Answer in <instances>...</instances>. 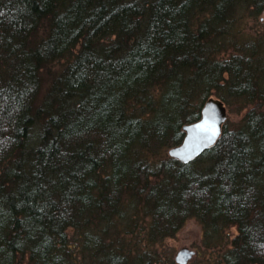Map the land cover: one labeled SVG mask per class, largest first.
Wrapping results in <instances>:
<instances>
[{
  "label": "trees",
  "instance_id": "16d2710c",
  "mask_svg": "<svg viewBox=\"0 0 264 264\" xmlns=\"http://www.w3.org/2000/svg\"><path fill=\"white\" fill-rule=\"evenodd\" d=\"M263 9L0 0V264H169L189 218L215 264H264ZM211 95L238 122L164 156Z\"/></svg>",
  "mask_w": 264,
  "mask_h": 264
},
{
  "label": "water",
  "instance_id": "95a60500",
  "mask_svg": "<svg viewBox=\"0 0 264 264\" xmlns=\"http://www.w3.org/2000/svg\"><path fill=\"white\" fill-rule=\"evenodd\" d=\"M264 15V10H263ZM226 119V109L218 98L209 97L201 107L197 120L183 125L185 132L182 141L168 149V154L181 161H189L215 143ZM192 251L181 248L176 260L185 263Z\"/></svg>",
  "mask_w": 264,
  "mask_h": 264
},
{
  "label": "rangeland",
  "instance_id": "374dc122",
  "mask_svg": "<svg viewBox=\"0 0 264 264\" xmlns=\"http://www.w3.org/2000/svg\"><path fill=\"white\" fill-rule=\"evenodd\" d=\"M263 10L258 16L259 18L258 20L261 23H264ZM247 19L250 20L249 21L250 24H253L251 19L249 18ZM209 97L217 98L214 95H211ZM208 98H206L204 102ZM204 102L202 103V105L204 104ZM223 105L226 109V119L224 123L228 122L229 125L236 124L238 120L241 118L240 116L243 114L242 112L243 110L241 112H236L239 106L237 103H234V102L228 105H226L223 102ZM168 149L166 150L164 156L169 155ZM226 233L229 236V238H231L232 236L236 234L235 227L234 226L228 227L226 229ZM202 239H203V232H202V228L200 224L194 218H189L185 221L184 225L176 232V234L173 237H169L164 240L163 242L164 244L158 247L157 253L163 259L168 258L171 264L173 263L174 264H215L216 261H218L219 258L221 257L222 251L220 250L212 251L207 248H204ZM181 248H187L193 252L191 257L185 263L178 262L175 258L178 251Z\"/></svg>",
  "mask_w": 264,
  "mask_h": 264
},
{
  "label": "bare ground",
  "instance_id": "6f19581e",
  "mask_svg": "<svg viewBox=\"0 0 264 264\" xmlns=\"http://www.w3.org/2000/svg\"><path fill=\"white\" fill-rule=\"evenodd\" d=\"M170 156V155H169ZM172 157V156H171ZM173 158H175V157H173ZM177 159V158H176ZM193 159V158H192ZM191 160V159H190Z\"/></svg>",
  "mask_w": 264,
  "mask_h": 264
}]
</instances>
